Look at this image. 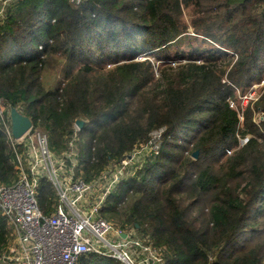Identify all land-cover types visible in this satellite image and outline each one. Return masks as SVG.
I'll return each instance as SVG.
<instances>
[{
  "label": "trees",
  "instance_id": "trees-1",
  "mask_svg": "<svg viewBox=\"0 0 264 264\" xmlns=\"http://www.w3.org/2000/svg\"><path fill=\"white\" fill-rule=\"evenodd\" d=\"M198 36L212 46L171 55V47ZM141 52L163 60L157 71L149 56L136 58ZM104 55L113 62L103 71L95 65ZM263 72L264 0H11L0 15V98L21 105L58 156L68 149L74 122L84 121L77 164L64 156L75 175L92 181L164 131L158 152L118 185L100 214L165 245V264H264L262 242L244 246L257 226L255 204L264 210V86L241 113L231 105ZM252 105L263 113L260 122L249 113ZM180 134L193 135L182 141L190 144L186 154ZM196 150L203 158L229 154L218 172L209 165L188 170ZM13 159L0 125L4 184L17 178ZM230 180L247 183L239 189ZM184 193L210 195L206 220L193 224L177 201ZM56 198L41 177L37 199L45 214ZM8 238L0 212V255ZM78 264L123 263L84 255Z\"/></svg>",
  "mask_w": 264,
  "mask_h": 264
},
{
  "label": "built area",
  "instance_id": "built-area-1",
  "mask_svg": "<svg viewBox=\"0 0 264 264\" xmlns=\"http://www.w3.org/2000/svg\"><path fill=\"white\" fill-rule=\"evenodd\" d=\"M71 1L78 4L83 0ZM9 2L0 0V15ZM10 108L0 98V125L13 152L17 172L11 184L0 182V212L9 228L1 264H78L84 255L112 258L123 264H165V245H157L150 235L132 225L122 226L100 214L124 171L132 167V155L111 162L95 179L85 181L72 169L77 164L76 142L81 130L76 121L68 149L58 156L49 147L47 133L33 125L15 138ZM15 108L25 114L21 105ZM154 132L161 136L162 130ZM159 147L150 148L157 153ZM64 156L72 162L69 169ZM111 165L120 167L112 170ZM41 177L50 181L57 197L51 214H45L38 203Z\"/></svg>",
  "mask_w": 264,
  "mask_h": 264
},
{
  "label": "rangeland",
  "instance_id": "rangeland-1",
  "mask_svg": "<svg viewBox=\"0 0 264 264\" xmlns=\"http://www.w3.org/2000/svg\"><path fill=\"white\" fill-rule=\"evenodd\" d=\"M182 21L187 22V23L190 22V17H189L188 11H185L183 13ZM189 33L194 35L192 32H189ZM182 42H185V43H183L179 47H171L170 48L171 55H174L175 53H177V51H184V53H186L187 51L190 50L189 47H193L194 45L196 47H201V48H205V49H208L212 46L211 43L203 44L201 41V36L196 37V39H194V38L183 39ZM188 43H190L192 45L189 46V45H187ZM95 56H97V54H95ZM147 56H149V58L152 60V62L154 63V67L157 71L158 67L163 62V60L156 61L155 60L156 55L150 56V54L148 52H141L136 56V58L141 59V58H144ZM99 61L101 62V64H97V65H95V67H102V70L104 71V70H108V68L112 65L111 62H113V59L109 58L107 55H104L103 57H100ZM166 61L170 62V60H166ZM174 61H172V62H174ZM62 64H63V61L59 64V66ZM53 71L54 70L50 71L49 78H53ZM262 74H263L261 76L262 80L257 81V79H255L253 81V84L251 86H249L247 90H245V93H243L244 95L241 93L240 90H238L239 92L238 91L236 92L237 100L234 104L232 103L231 105L232 106L235 105L236 107H238V109H240V113L244 107L246 108L248 102H250L251 100L254 101L256 99V97L258 96V93L260 92V90H262V88L264 86V72ZM251 95L253 96V98L252 97L250 98ZM251 112H252V115L254 117L253 120L255 119L256 121H259V122L262 120V114H263L262 111H259L258 109H256V107L254 105L251 106L249 113H251ZM37 129H40V128H37ZM40 130H43V129H40ZM163 132L161 133V136H160L159 132H154V133L152 132L150 143H148L146 145L145 144L138 145L129 153L133 157V160H132L133 164H132L131 168H128L126 171H124L119 183L125 181L130 176H132L135 169L137 170L141 161H143L144 159L145 160L148 159L147 157H149L150 154L153 153V152H151L150 147L159 146L161 144ZM178 136H179L178 137L179 138L178 143H182V141L190 140L193 135H188V136L184 137L180 134ZM245 140L246 139H243V140H241V142H245ZM182 144H184V147H186V152H185V154H186L187 150H190V144H188L186 142L182 143ZM228 154L229 153H227L226 155H228ZM226 155L222 156V157L220 155H213L210 158L200 157L199 154H198L199 157L197 156V158H194V157H192V155H190L191 159L195 160V162L191 167L188 168V170H193V169H196V168L203 166V165H205V166L209 165L211 168L214 169V171L218 172V166L224 162ZM179 156H181V153H179ZM109 167H112V170H113L114 169L113 167L119 168L120 166L111 165ZM122 171H123V169H122ZM229 183H230L231 187H233L235 185H239L240 186L239 189H242L245 187L247 181L243 180V181L239 182L238 180H230ZM116 190H117V188L115 189V191ZM240 195L242 197H244L245 194L242 193V191H240ZM129 197L133 198L132 195ZM195 197H196L195 199H193L192 197L190 198L185 193L183 195H179L177 197V199H178L177 201L179 203H181L183 206H187V209H186L187 216H189V217L192 216L191 219H192V221L194 220L193 224H195L197 218H198V220H200V219L206 220L207 208L210 204L209 203L210 195L207 193L196 195ZM255 207H258V208L252 213V216L254 217L257 226L255 227V229H254L255 232L253 234L250 232H247V236L245 238L246 242L244 243V246L249 247L250 245H252L253 240H259L260 242H262V247H261L260 251L264 253V210L263 209L260 210V206L258 203L255 204ZM260 212L261 213L263 212V213L261 214ZM112 221L115 223H118L119 219H113ZM120 222L121 221H119V223ZM199 225H200V223H198V224L196 223V226H199ZM128 226H129V224H128ZM245 239L243 241L240 240L237 244L240 245L242 242L245 241ZM234 247H236V246L232 245V248H234ZM263 262H264V258H263Z\"/></svg>",
  "mask_w": 264,
  "mask_h": 264
},
{
  "label": "water",
  "instance_id": "water-1",
  "mask_svg": "<svg viewBox=\"0 0 264 264\" xmlns=\"http://www.w3.org/2000/svg\"><path fill=\"white\" fill-rule=\"evenodd\" d=\"M9 114L11 120L12 134L15 138H19L25 131H27L31 127L32 121L28 115L22 114L15 107L10 108ZM76 123L79 127H82L84 121L81 119H77ZM197 156L198 150L192 153V157L197 158Z\"/></svg>",
  "mask_w": 264,
  "mask_h": 264
}]
</instances>
